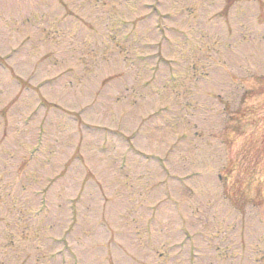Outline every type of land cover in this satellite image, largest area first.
Here are the masks:
<instances>
[{"label": "rangeland", "instance_id": "1", "mask_svg": "<svg viewBox=\"0 0 264 264\" xmlns=\"http://www.w3.org/2000/svg\"><path fill=\"white\" fill-rule=\"evenodd\" d=\"M0 264H264V0H0Z\"/></svg>", "mask_w": 264, "mask_h": 264}]
</instances>
